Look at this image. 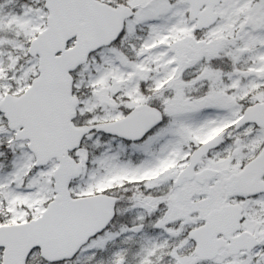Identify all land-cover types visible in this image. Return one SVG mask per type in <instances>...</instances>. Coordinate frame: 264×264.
<instances>
[{"label":"snow or ice","instance_id":"snow-or-ice-1","mask_svg":"<svg viewBox=\"0 0 264 264\" xmlns=\"http://www.w3.org/2000/svg\"><path fill=\"white\" fill-rule=\"evenodd\" d=\"M0 264H264V0H0Z\"/></svg>","mask_w":264,"mask_h":264}]
</instances>
